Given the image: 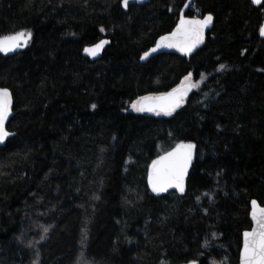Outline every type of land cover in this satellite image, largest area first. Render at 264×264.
Instances as JSON below:
<instances>
[{"label":"trees","instance_id":"trees-1","mask_svg":"<svg viewBox=\"0 0 264 264\" xmlns=\"http://www.w3.org/2000/svg\"><path fill=\"white\" fill-rule=\"evenodd\" d=\"M185 1L0 0V36L32 33L0 53L15 133L0 147V264L237 263L249 201L264 205V2L194 0L187 15L214 16L204 45L140 63ZM102 37V57H83ZM189 73L171 115L129 110ZM182 141L196 144L186 193L154 196L149 162Z\"/></svg>","mask_w":264,"mask_h":264},{"label":"snow or ice","instance_id":"snow-or-ice-1","mask_svg":"<svg viewBox=\"0 0 264 264\" xmlns=\"http://www.w3.org/2000/svg\"><path fill=\"white\" fill-rule=\"evenodd\" d=\"M259 4L260 0H253ZM123 6H129V0H123ZM213 17L211 14L203 19L188 18L181 14L175 29L167 35L161 36L156 47L145 52L141 59H146L152 52L161 47L178 48L180 51L190 53L204 40L205 29L211 25ZM104 31L103 28L100 29ZM260 34L264 35V26L260 28ZM32 37L31 31H18L13 34L0 36V52L9 53L17 48L26 47ZM108 43L100 40L90 47H85L84 52L96 57ZM225 65H220L224 69ZM192 74L189 73L184 80L171 91L158 94H149L138 97L131 103V108L137 112H155L171 115L185 101L188 92L196 85L189 83ZM93 108L96 106L93 105ZM13 109V96L7 87H0V142L5 141L12 133L6 128ZM196 145L193 143L180 142L164 155L152 161L148 174V182L152 191L156 193L166 192L169 188H176L181 193L185 191V177L193 160ZM199 199V198H198ZM251 218L255 226L250 231L243 232V246L240 255V264H264V207L253 200ZM47 232V229H45ZM191 264H196L192 261Z\"/></svg>","mask_w":264,"mask_h":264},{"label":"water","instance_id":"water-1","mask_svg":"<svg viewBox=\"0 0 264 264\" xmlns=\"http://www.w3.org/2000/svg\"><path fill=\"white\" fill-rule=\"evenodd\" d=\"M147 1H148V0H129V5H131V4H143V3H146ZM251 1H252V3H253L254 5H257V6H258V5H261V4L264 2V0H260V3L257 4V3H254L253 0H251ZM193 2H194V0H186V1L184 2L183 6L181 7V9H180V11H179L178 19H177V21H176L175 26H174L170 31H168V32H166V33H163V34L159 35V36L156 38V40L154 41V43H153L151 46H149L145 51L142 52V54H141L140 57H139V62H140V63H145V62H147L150 58H152V57H154V56H156V55L162 54V53H174V54H177V55H179V56H181V57H185V58L189 59V58H190V57H191V56H192V55H193L198 49H200V48L204 45V43H205V41H206V38H207V35L210 33V31H211L212 28H213V24H214V16H213V14H211V13H206L205 15H203V16H201V17H197V16H189V15H187L186 13H187L188 9L192 6V3H193ZM121 6H122L124 9H127V8H128V7L125 8V7L123 6V0H121ZM181 14H183L185 17H188V18L196 17V18H200V19H203L205 16H207V15H209V14L212 15V17H213V21H212L211 25H209V26L205 29V34H204V40H203V42H202L201 44L197 45V46H196V47H195L190 53L182 52V51H180L178 48H167V47H161V48L157 49L156 52H152V53H151L146 59H141V57L143 56V54H144L145 52H148V51H150L152 48L156 47V44H157V42L159 41V39H160L161 36L167 35V34H169L170 32H172V31L175 29L176 25H177L178 22H179V18H180V16H181ZM262 26H264V20H263V22H262L260 28H261ZM259 36H260L262 39H264V35H261V34H260V29H259ZM100 40H107L108 43L104 46V49L99 53V55H97L96 57H92V56H90V55H88V54H86V53L84 52V48H85V47L93 46L94 44L98 43ZM110 43H111V39H110L109 37H102V38L98 39L97 41H95V42H93V43H91V44H87V45H85V46L82 48V51H81L82 56L85 57V58H88L90 61H96V60H98V59H100V58L102 57V55H103L105 49L107 48L108 45H110ZM22 48H23V47H22ZM22 48H17L15 51H12V52H9V53H3V52H0V53H1V54H11V53H14V52H16V51L22 49ZM189 83H190V82H189ZM191 84H192V83H191ZM179 85H180V84H179ZM177 86H178V85H177ZM177 86H176V87H177ZM7 88H8V87H7ZM174 88H175V87H174ZM8 89H9V88H8ZM9 90H10V89H9ZM10 91H11V90H10ZM168 91H171V89L168 90ZM168 91H166V92H168ZM193 91H194V87L188 92V95H187L185 101H186L187 98L193 93ZM11 93H12V92H11ZM156 94H158V93H156ZM148 95H149V94H148ZM12 96H13V95H12ZM144 96H145V95H144ZM13 102H14V101H13ZM181 106H182V105H181ZM181 106H180V107H181ZM180 107H179V108H180ZM177 109H178V108H177ZM177 109H176V110H177ZM176 110H175V111H176ZM138 113H141V114H153V113H155V112H138ZM162 114H164V113H162ZM13 115H14V110L12 109V114L10 115L9 120L13 117ZM9 120L6 122V128H7V124H8V122H9ZM8 131H9L10 133H12V135H10L5 141L0 142V147L4 146V144L6 143V141H7L9 138H11L12 136L15 135V133H14L13 131H10V130H8ZM182 142L189 143L188 141H182ZM179 143H180V142H179ZM190 143H193V142H190ZM177 144H178V143H177ZM193 144H195V143H193ZM175 145H176V144H175ZM175 145H174L171 149L167 150L166 152L171 151V150L175 147ZM195 145H196V144H195ZM166 152H163L162 154H160V155H158L157 157L153 158V159L149 162V164H148V166H147V170H146V184H147V187H148L150 193L153 194L154 196H161V195L168 194V193H170V192H176L178 195H184V194L186 193L187 177H188V175H189V172H190L191 166H192V164H193V162H194V160H195L196 148H195V150H194L193 160H192V162H191V164H190V166H189L188 173H187V175H186V177H185V191H184L183 193H181L178 189H176V188H174V187H173V188H169L166 192L156 193V192H153V191H152L151 185H150L149 182H148V174H149V171H150V169H151L152 161L155 160V159H157L159 156L164 155V153H166ZM253 200L257 201V203H258L259 206L264 207V205H261V204L259 203V201H258L256 198H252V199H250V201H249V206H250V209H249V219H250V223H251V225H250L249 228H247V229H245V230L242 231V236H241V246H240V250H239L238 261H237L236 264H240V255H241L242 246H243V232L246 231V230H247V231H250V230L255 226V222H254V221L252 220V218H251V211H252V204H251V202H252ZM191 262H192V261H190V262H186V263H182V264H191Z\"/></svg>","mask_w":264,"mask_h":264},{"label":"rangeland","instance_id":"rangeland-1","mask_svg":"<svg viewBox=\"0 0 264 264\" xmlns=\"http://www.w3.org/2000/svg\"><path fill=\"white\" fill-rule=\"evenodd\" d=\"M183 80H184V78L181 80V82H182ZM181 82H180V84H181ZM189 82L195 85V82L192 80V78H191V80H190ZM129 110H131V111H133V112H137V111H135L134 109L131 108V105H130V107H129ZM153 114H156V113H153ZM225 263H226L225 260H223L222 262H220V264H225ZM218 264H219V263H218Z\"/></svg>","mask_w":264,"mask_h":264}]
</instances>
